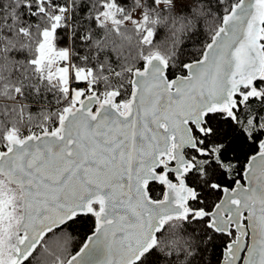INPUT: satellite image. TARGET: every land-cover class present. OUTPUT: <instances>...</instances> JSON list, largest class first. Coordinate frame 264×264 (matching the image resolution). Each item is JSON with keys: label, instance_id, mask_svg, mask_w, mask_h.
Listing matches in <instances>:
<instances>
[{"label": "snow or ice", "instance_id": "snow-or-ice-1", "mask_svg": "<svg viewBox=\"0 0 264 264\" xmlns=\"http://www.w3.org/2000/svg\"><path fill=\"white\" fill-rule=\"evenodd\" d=\"M0 264H264V0H0Z\"/></svg>", "mask_w": 264, "mask_h": 264}, {"label": "trees", "instance_id": "trees-1", "mask_svg": "<svg viewBox=\"0 0 264 264\" xmlns=\"http://www.w3.org/2000/svg\"><path fill=\"white\" fill-rule=\"evenodd\" d=\"M33 111H35V109H33Z\"/></svg>", "mask_w": 264, "mask_h": 264}]
</instances>
